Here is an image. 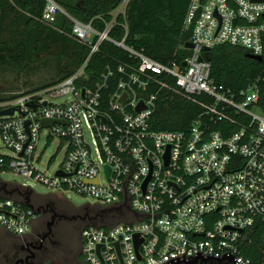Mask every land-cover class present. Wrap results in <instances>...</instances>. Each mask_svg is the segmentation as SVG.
I'll use <instances>...</instances> for the list:
<instances>
[{"label":"built area","instance_id":"obj_1","mask_svg":"<svg viewBox=\"0 0 264 264\" xmlns=\"http://www.w3.org/2000/svg\"><path fill=\"white\" fill-rule=\"evenodd\" d=\"M44 1L39 20L51 24L64 15L71 24L67 35L87 47L88 55L55 84L0 100V110L15 109L0 115V135L12 152L0 155V173L8 169L49 188L74 191L93 199L98 215L109 216L106 223L81 229L85 264H264L241 252L256 223H264L258 87L216 83L203 57L205 47L220 44L263 56L264 0H191L183 31L191 30L187 42L193 47L180 46L188 56L170 64L126 45V25L121 40L110 36L130 0L121 2L102 30L76 19L56 0ZM104 41L124 49L129 61L106 65L93 80L86 67ZM165 89L203 109L185 130L151 126ZM57 96L68 99L52 103ZM43 119L52 123L43 125ZM220 121L227 127L215 130ZM42 138L45 145L56 140L57 152H64L52 176L36 167ZM32 195L31 186L0 177V234L25 237L31 231L43 209Z\"/></svg>","mask_w":264,"mask_h":264},{"label":"trees","instance_id":"obj_2","mask_svg":"<svg viewBox=\"0 0 264 264\" xmlns=\"http://www.w3.org/2000/svg\"><path fill=\"white\" fill-rule=\"evenodd\" d=\"M56 1L76 19L91 23L95 28L102 30L105 22L111 21L112 13L123 0ZM190 1L130 0L125 15L117 17L118 22L111 29L110 36L115 40H121L125 35L126 25V45L142 51L160 63H179L189 54V50L180 46L191 38V30L183 31ZM44 7V0H0V49H7L6 54L17 68L21 65L23 67L34 52L49 51L52 47L61 51L59 55H68L71 60L63 62L66 73L64 72L56 81L44 85L50 86L72 74L87 57L88 48L67 35L71 30V24L64 15H58L51 24L42 23L39 18ZM248 54L244 48L220 44L204 51L203 57L210 61L211 78L216 83L231 89L256 84L259 94L258 105L264 111V54L261 60L250 58ZM127 60L129 61V54L124 49L104 41L99 51L92 55L86 71L91 74L93 80H96L106 65L115 67L119 62ZM0 61H3L1 55ZM59 65L61 63L58 62L56 66ZM202 112L203 109L189 99L165 89L158 96L157 108L150 120L151 126L154 130H185L196 115ZM223 127H227V123L220 121L214 129ZM98 214L97 212L94 215ZM86 215L91 218L90 212H86ZM4 236L5 239L0 240V259L4 256V251L15 243L13 235ZM241 252L254 263L264 259V223H256L251 241L242 247ZM78 259H82L81 255H78ZM0 264L4 263L0 260ZM46 264L51 263L46 261Z\"/></svg>","mask_w":264,"mask_h":264},{"label":"rangeland","instance_id":"obj_3","mask_svg":"<svg viewBox=\"0 0 264 264\" xmlns=\"http://www.w3.org/2000/svg\"><path fill=\"white\" fill-rule=\"evenodd\" d=\"M6 52L7 49H0V55L3 57V61H0V99L2 97L20 94L28 90H40L46 87L44 86L45 84H50L64 75L65 65L63 62L67 63L71 60L68 55H59L61 51H59L58 48L52 47L49 51L34 52L30 60H28L23 67L21 65L20 68H17ZM58 55L60 59H58ZM58 62L61 63V65L56 66ZM67 99V96H57L51 97L50 101L55 104H60ZM37 151L41 154L40 160L36 162L37 169L46 175L52 176L60 166L64 152H57L56 140L50 145H45L44 138L39 141ZM0 155H12V152L4 146L1 135ZM0 177L3 181L12 185L25 183L31 186L34 192L32 201H35L38 205H43L42 210L49 204L50 206L47 208L52 209L59 218H63L61 219L63 220L62 222H67V224H69L68 227L54 226L53 232L55 234V239H57L55 242L57 243L53 245L48 252L51 259H67L66 251L70 249L74 253H79L80 246L76 245V235L80 232L82 227L90 222L97 224L106 223L109 219L108 215L95 216L94 214H97V212L100 213L101 210L98 206H93V204H95L94 200L77 194L74 191H59L52 189L28 176L15 174L12 170L8 169L0 173ZM86 212H90L91 218L86 215ZM37 225L38 220H36L34 227ZM4 237L6 236H4L3 233L0 234V240L5 239Z\"/></svg>","mask_w":264,"mask_h":264},{"label":"flooded vegetation","instance_id":"obj_4","mask_svg":"<svg viewBox=\"0 0 264 264\" xmlns=\"http://www.w3.org/2000/svg\"><path fill=\"white\" fill-rule=\"evenodd\" d=\"M43 206V205H41ZM47 204L44 210L37 214L36 220L38 225L33 226L31 231L25 237H17L13 235V241L15 242L12 246L8 247L4 251L2 257V263L4 264H46L49 261L51 264H82V259H78L79 253H74L70 248L66 251L67 259H51L48 255L51 247L56 245L55 234L53 228L55 225L68 227L67 222H62L63 218L52 210L48 209ZM66 219V218H65ZM83 228V227H82ZM76 245L80 246V234L76 235ZM85 264V263H84ZM188 264H221L216 261H205V262H192Z\"/></svg>","mask_w":264,"mask_h":264},{"label":"water","instance_id":"obj_5","mask_svg":"<svg viewBox=\"0 0 264 264\" xmlns=\"http://www.w3.org/2000/svg\"><path fill=\"white\" fill-rule=\"evenodd\" d=\"M258 1H263V0H258ZM185 46L188 47V48H192V47H193V44L190 43V42H186V43H185ZM204 50H207V48L205 47ZM248 56H249L250 58H253V59H256V60H261V59H262V56H257V55H252V54H248ZM183 65H185V63H183ZM29 105H30L31 107L34 106V104L31 103V102L29 103ZM141 108H142V107H139V108H138V111H140ZM14 110H15V109H14L13 107H11V108H9V109H3V110H0V115H3V114H10V115H12L13 112H14ZM41 123H42L43 125H47V124H50V123H52V122H50V121H48V120H46V119H43V120H41ZM105 171H106V174L109 175V168H108V167H105ZM138 243H139V242H138ZM138 243H137V244H138Z\"/></svg>","mask_w":264,"mask_h":264}]
</instances>
